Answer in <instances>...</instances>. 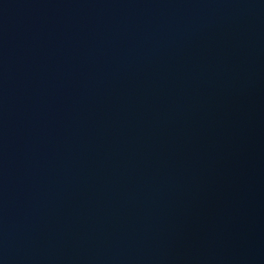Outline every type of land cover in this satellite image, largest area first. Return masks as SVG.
I'll return each instance as SVG.
<instances>
[{"label":"water","instance_id":"95a60500","mask_svg":"<svg viewBox=\"0 0 264 264\" xmlns=\"http://www.w3.org/2000/svg\"><path fill=\"white\" fill-rule=\"evenodd\" d=\"M0 264H264V0H0Z\"/></svg>","mask_w":264,"mask_h":264}]
</instances>
